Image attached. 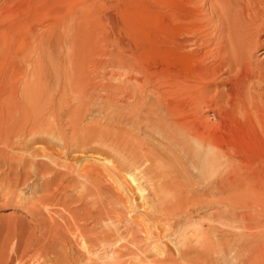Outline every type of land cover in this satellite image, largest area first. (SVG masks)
<instances>
[{"label": "rangeland", "instance_id": "rangeland-1", "mask_svg": "<svg viewBox=\"0 0 264 264\" xmlns=\"http://www.w3.org/2000/svg\"><path fill=\"white\" fill-rule=\"evenodd\" d=\"M157 1L0 0V108L2 109L6 105L2 99L6 100L9 96L8 102H10L9 93L12 94L11 89L14 88L15 81L19 76L8 77L20 69L21 63L35 60L46 64L47 73L44 78L46 111H49L52 106L56 108V110L54 108L55 111H59L60 109L57 108L63 109L67 105L75 107L88 106L93 103L103 107L117 105L121 109L125 106L131 107L132 105L128 102L131 100L130 98H127L129 106L120 101L119 91L133 92L135 89L131 88V85H140L139 80L145 73L146 66L154 71L156 64H159L154 51L160 48L156 45L153 46L156 42L155 26H158L159 21L165 27L170 25V21L162 13L157 12ZM210 3L212 0H192V4L194 6L196 4V9L193 11V14L195 13L193 15L195 16L194 22L195 19L205 17L203 22L201 18L197 20L199 22L197 25H202L199 31L203 30L201 32L203 35L199 32L198 40L187 42L188 45L185 43L181 50L182 52L191 50V53L202 59V63L204 62L206 66L212 68L216 63L213 62L215 57H213L214 51L211 42L218 37L219 32L213 30L216 21L208 23L206 21L208 16L204 15V11ZM113 37L122 43L125 52L120 54V49L113 45ZM165 43L168 44L167 41ZM200 46L203 49L202 53L199 51ZM263 49L260 48V50ZM130 52L134 53V58L128 57ZM222 52L220 55L225 56L227 51ZM113 53L119 54L123 58L117 59ZM201 55H205V57ZM238 59H241V56ZM240 61L238 68L236 65H232L233 69L243 71L248 68L254 76L248 84L247 94L249 99L250 97L255 98L253 103L261 108L259 115H252L245 111L250 104L247 102L249 101L247 94L244 96L243 93L240 94L239 99L237 97L235 99L234 96L231 103H225V90L229 83V76L233 73H229L232 69L225 71L228 69L226 64L223 65L220 74L218 73L210 80L211 85H208L209 87L206 89L211 97L218 98L216 100L218 104L221 103L222 108L230 107L224 109H227L226 111L230 109V115L231 113L233 115L231 117L229 115L228 118L232 119L233 124L250 127L258 139L257 141L264 145V59H261V55L254 51L249 58L243 60L244 62L240 63ZM75 63L82 64L84 72L91 75V85L86 80L84 82L73 81L74 83L68 86L64 84L60 75L53 73L54 68L68 67ZM92 76L94 77L92 78ZM133 76L139 80L135 81ZM62 88L65 91H62ZM257 89L258 91H256ZM108 91L111 94L114 92L116 95L109 99L105 98L104 94L109 93ZM135 91L133 95L134 98H137L138 90ZM52 97L54 101L50 102ZM58 97H60L59 103H54ZM89 101L92 103L84 104ZM9 121L14 123V120ZM2 124L3 121L0 120V264H264V153L252 157L229 154L230 165L226 163V168L222 172L227 179L228 187L221 193L217 192L220 193L216 195L218 198L214 196L217 193H214L213 196L211 195L213 198L208 195L209 198L205 197L200 200L195 197L194 200L195 192L188 193V197L185 198L187 206L191 207L195 204L196 207V202L202 204V208L197 211L199 215L192 211L194 213H191V219L171 218L172 220H169L166 218L159 220V224L157 222V224H150L148 227H143V225L136 227L134 222L138 220L123 221L122 210L124 207L122 204L116 203L115 200L114 202L113 198L101 194V196L95 197L96 205L90 204L92 197H86V189L78 191V178L75 170L71 167H74L73 161L68 162V165L71 166L62 168L61 164L65 166L63 162L65 156L54 159L56 166L51 164L53 170L50 174L42 170L39 174L41 179L40 176L38 178L31 176L30 182L38 181L37 184L44 182L46 184H42L44 187L25 189L23 180L26 175L24 173H28L29 168L22 164L25 160L20 159L23 154L18 151L19 147L16 144L13 145L16 138L10 137V143L13 142V146L10 144L4 147L5 134L4 124ZM133 132L134 134L138 133L137 130ZM120 133L117 135H126L127 132L120 131ZM42 144L46 148L55 149L47 140ZM26 149L25 147L24 150ZM33 149L34 154L40 153L39 149ZM84 155L86 154L70 153L69 156L79 158ZM242 157L243 159H241ZM24 159H27V156ZM89 164L92 163L85 162V165ZM211 177L212 175L207 179H212L213 177ZM44 178H46V182L43 181ZM19 189L24 190L21 191L22 194L18 191ZM179 195L184 197L183 194ZM83 198L85 199L83 200ZM207 202L213 204L215 202V206H219L216 208L223 211L222 220H214L216 218L215 207L214 210H211L214 213L208 214L210 211H207V207H205ZM105 203L108 204L107 208H111L109 206L116 208L118 206L120 210L123 208L120 214L122 220H118V222L114 220L115 225L117 222L116 226L120 229L115 236L111 237L113 240L107 239L100 243L101 231L97 230L99 227L95 224L96 219L95 217L89 219L90 216L87 213L90 208L105 207ZM231 211L232 213L239 212L242 216L245 215L244 217H247L248 220L232 217L229 213ZM198 217H201V220ZM132 223L135 224V227ZM131 226L135 228L133 234L129 232L132 230ZM165 235L172 239L167 240ZM157 237L162 239V244L165 247H168L167 250H164L165 252L161 250L155 252V249L152 248V242ZM131 238L134 241V246H131ZM116 240L118 241L113 245L112 243ZM171 241L182 243L179 254ZM82 242L85 247L81 246ZM102 243L105 245L103 246ZM118 244L120 247L116 246ZM113 248L115 250L112 251Z\"/></svg>", "mask_w": 264, "mask_h": 264}, {"label": "bare ground", "instance_id": "bare-ground-1", "mask_svg": "<svg viewBox=\"0 0 264 264\" xmlns=\"http://www.w3.org/2000/svg\"><path fill=\"white\" fill-rule=\"evenodd\" d=\"M191 4L192 0L157 1V12L162 13L170 21V25L165 27L159 21L158 26H155L156 42L153 46L160 47L154 51L159 64H156L154 71L146 66L141 80L133 76L135 81L141 82L137 86L131 85V88L138 90L137 98H134L133 95L135 90L129 91V93L119 91L121 97H117H120V101L124 105L127 104V98L132 100L128 101L132 105L129 108L125 106L121 109L117 105L103 107L94 105V103L88 106L70 107L66 103L67 107L57 108L60 109L59 111H55L56 108L53 106L49 111H46L44 78L47 71L46 64L40 60L21 63L20 69L8 77L19 76L14 86L12 85L14 87L11 89L12 94L8 91L11 96L10 102H8L9 96H6V100L2 99L6 102L5 107L0 108V111L3 110L0 112V120L3 121L5 134L3 144L4 147L12 145L11 138H16L13 145L16 144L19 147L18 151L23 154L20 159L25 160L22 164L29 168L28 173H24L26 175L23 180L25 189L43 186L44 182L42 184H37L38 181L30 182L31 176L38 178L42 170L50 174L53 170L51 166H56L54 159L65 156L64 159L62 158L65 163V166L61 164L62 168L71 166L68 165V162L73 161L74 167H71L75 170L78 178L77 187L79 189H77L78 191L86 189V197H92L90 204L96 203V196L106 195L113 198L116 203L123 205L124 209H121L124 214L122 215L123 221L138 220L134 222L136 227L141 225L148 227L150 224H157L159 220L166 218L169 220L185 218L187 220L186 218L191 217V213L198 214L197 211L202 208V204L196 202V207L193 204L191 206L193 208L190 209V205L187 206L185 202L188 193L195 192L193 199L196 197L201 200L207 198L208 195L213 196L214 193H221L226 189L228 187L227 179L222 172L226 168V163L230 162L228 161L230 160L229 154L252 157L264 153V145L257 141L258 139L251 128L233 124L232 119L228 118L230 109L226 111L230 107H224L227 108L226 110L222 108L221 103L217 102L218 98L216 97V100L215 97H211L206 89L211 85L210 80L221 72L223 65L226 64L228 69L225 71L232 69L229 73H233L229 76V83L225 90L227 94H225V103H231L234 96L235 99L236 97L239 99L240 94L243 93L244 96L248 93V84L254 76L248 68L243 71H235L232 65H236L238 68L239 60L242 63L254 51L261 55V59H264V49L260 50V48H264V0H212V3L207 6L204 11V15L208 16L206 21L208 23L216 21L213 30L219 32V34L217 33L218 37L211 42L214 51L213 57H215L213 62L216 63L212 68L206 66L204 62L202 63V59L191 53V50L189 52L181 50L185 43L195 42L202 26L197 25L199 23L197 20L201 17L195 19L196 23L194 22L195 16L193 15L195 13L193 14V11L196 9V4L195 6ZM203 18H201L202 22ZM201 32L200 34H202ZM191 39L193 40L191 41ZM112 42L117 49H120V54L125 52L122 43L117 38L113 37ZM202 50L200 46L201 53ZM222 51L228 53L226 52L225 56L220 55ZM205 55L201 56L205 57ZM133 56V52L128 55V57L134 58ZM240 56L241 59H238ZM115 57L120 60L123 58L119 54H116ZM68 67L54 68L55 72L53 71L62 77L65 85L69 86L75 81L84 82L86 80L88 84L91 83V75L84 72L82 64L75 63ZM110 89L112 90V88ZM88 90L91 91L92 88ZM127 90H129L128 87ZM257 93L259 94V92ZM104 95L109 99L116 94L109 92ZM247 97L249 101H246L250 104L245 111L252 115H259L261 108L253 103L255 98L250 97L249 99L248 94ZM242 98H240L241 102ZM59 99L60 97L54 103H59ZM49 101L53 102L54 98L52 97ZM88 103L92 102L84 104ZM242 103L244 105V102ZM231 115L233 114L231 113ZM9 120H14V123ZM134 130H137L138 133L134 134ZM120 131L127 133L119 136L117 134H121ZM46 140L55 149L43 146L42 143ZM31 146L32 148H30ZM25 147L26 150H24ZM33 148L39 149L40 153L34 154ZM70 153L86 155L77 158L70 157ZM87 153L89 154L87 155ZM25 156L27 159H24ZM86 161H90L92 164L87 166L85 165ZM211 175L213 178L207 179ZM44 179L43 181L46 182V178ZM220 193L214 194V196ZM179 194H183L184 197ZM212 196L211 198H213ZM220 201L222 202L221 198ZM106 206L108 204L101 208L100 206H96L98 207L96 209L90 208L87 213L90 216L89 219H94V217L96 219L95 224L99 227L97 230L101 231V234L99 233L100 243L117 234L120 229L116 226L117 222L122 220V218L120 219L122 212L118 206L117 208L113 206L107 208ZM217 206H215V202L214 204L208 202L205 204L206 210L210 211L208 214L216 212L214 220H222L223 211L217 209ZM214 207L216 211L212 212ZM229 213L239 220H248L247 217H244L245 215L242 216L239 212L232 213L231 211ZM114 220H117L116 225ZM134 225L133 227H135ZM131 229L128 231L133 234L135 228L131 226ZM159 237L152 242L155 252L168 249L162 244V239ZM132 238L130 239L132 242L130 240L129 242L132 244L131 246H134L135 237L134 241ZM166 239L170 240L172 237H166ZM117 241L112 244L115 245L114 243ZM84 242L80 243L82 247H85ZM171 244L179 254L182 243L171 241ZM116 246L120 247L119 244ZM117 250L120 249L117 248ZM124 250L126 249L124 248Z\"/></svg>", "mask_w": 264, "mask_h": 264}]
</instances>
